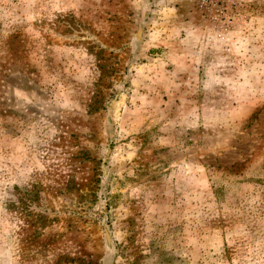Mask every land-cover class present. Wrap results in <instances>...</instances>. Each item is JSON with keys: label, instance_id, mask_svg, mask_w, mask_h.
Wrapping results in <instances>:
<instances>
[{"label": "rangeland", "instance_id": "obj_1", "mask_svg": "<svg viewBox=\"0 0 264 264\" xmlns=\"http://www.w3.org/2000/svg\"><path fill=\"white\" fill-rule=\"evenodd\" d=\"M0 264H264V0H0Z\"/></svg>", "mask_w": 264, "mask_h": 264}]
</instances>
